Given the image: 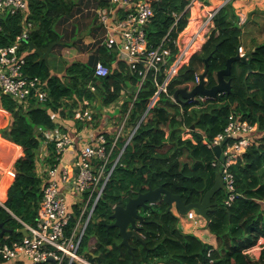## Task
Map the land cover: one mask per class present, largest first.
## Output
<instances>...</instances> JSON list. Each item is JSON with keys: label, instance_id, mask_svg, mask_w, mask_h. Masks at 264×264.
<instances>
[{"label": "trees", "instance_id": "obj_1", "mask_svg": "<svg viewBox=\"0 0 264 264\" xmlns=\"http://www.w3.org/2000/svg\"><path fill=\"white\" fill-rule=\"evenodd\" d=\"M27 1V18L22 14L0 17V45L11 44L22 32L23 21H31L28 38L22 40L20 46L25 56L23 72L41 79L47 98L41 102L30 97L20 103L0 93V122L6 119L4 113L8 117L7 125L1 129L2 136L23 148V154L15 162L13 182L7 190L5 206L9 211L0 206V222L4 221V225L12 229L8 240L23 238L21 222H36L43 189L37 163H56L54 142H47V154L40 155L45 142L41 131L53 129L60 122L81 123L74 118V110L82 106L84 99L100 109L119 102V114L113 117L114 128L126 118L111 155L112 160L118 159L85 227L79 253L94 264H130L132 256L127 247L119 249L117 246L120 242L118 229L107 227L112 221L113 206L125 205L130 197L159 185L187 202L200 199L220 173L222 161L213 148L202 142L203 135L212 141L224 130L232 114L239 120H247L256 129L251 145L230 167L235 198L226 204L223 186L211 199L206 226L216 236V246L183 231L179 217L168 211L164 201L140 210L145 219L139 225L141 239L132 237L130 245L135 264H264V241L258 258L244 252L260 237L264 239V42L254 47L248 59L250 72L245 63L232 65V72L226 77L231 80L229 93L187 104L171 99L176 89H191L195 85L196 74L203 70L204 58L210 53L213 52L205 77L207 87L215 84L216 71L238 52L240 17L232 1L216 11L214 28L206 41L195 46L188 60L169 79L167 91L160 92L149 109L157 84L164 80L166 69L180 50V34L190 29L191 22L199 14L197 2L188 6L191 0H149L153 16L145 26L147 49L162 43L161 50L169 49L170 52L162 53L165 63L157 71L153 68L148 71L138 88L145 66L138 63L133 70L105 46L96 48L97 54L91 61L75 60L65 66L62 74L51 73L44 54L53 46L61 45L62 36L55 24L71 14L77 0ZM97 59L109 67L106 76L94 75ZM194 122L192 138H183L184 128H190ZM63 123L61 128H65ZM67 130L72 134L69 128ZM107 137L111 143L113 136L107 134ZM214 161L216 165H212ZM74 223L72 219L66 234L71 232ZM3 237L0 239H5ZM39 264L56 263L48 259ZM60 264L79 263H69L63 258Z\"/></svg>", "mask_w": 264, "mask_h": 264}, {"label": "built area", "instance_id": "obj_2", "mask_svg": "<svg viewBox=\"0 0 264 264\" xmlns=\"http://www.w3.org/2000/svg\"><path fill=\"white\" fill-rule=\"evenodd\" d=\"M195 2L197 0H191L188 6ZM218 9L204 12L200 10L191 22L190 29L180 34L178 38L180 50L172 65L166 69L164 80L157 84V90L150 99L148 109L154 105L160 92L167 91L169 79L177 72L179 66L188 60L195 46L206 41L214 28L213 16ZM92 11L97 26L104 32L96 48L105 46L117 57L125 60L133 70L138 63L145 66L144 75L138 83L139 88L148 71L152 68L157 71L160 65L165 63L162 53L170 52L169 49L161 50L162 43L154 49H147L145 26L153 16L149 0H108L107 4L93 8ZM27 13V0H0V17L6 14H22L23 18H27ZM31 28V21L25 19L22 32L16 35L13 42L9 45H0V93L7 94L20 103L30 97H35L41 102L47 98L41 79L36 76L30 77L23 72L25 56L20 46L21 41L28 38ZM238 52L244 54L241 47L238 48ZM93 69L94 75L98 77L109 74V67L100 59L96 60ZM90 88L94 90L93 86ZM171 99L174 100L172 95ZM207 99L208 97L204 95H197L195 98L200 101ZM104 108L92 107L90 102L84 99L82 106L74 111L76 120H80L88 129L94 130L85 138L81 131L74 135L68 133L67 127L56 126L41 131L45 138L42 144L45 147L44 155L47 154V142H54L56 163L53 165L37 163L43 189L36 222L35 224L21 222L27 235L19 240L0 239V260H25L26 264H39L51 258L56 264H60L63 258H67L69 263L75 261L79 264H94L79 253V243L94 206L117 162L118 158L112 160L111 155L126 118L125 116L114 128L113 117L107 114L108 108ZM95 111L101 116L97 122L94 119L97 114ZM184 129L182 137L192 138L191 128ZM255 129L256 126L247 120H239L230 114L224 130L212 141H208L203 135L202 142L210 148L226 139L221 149L224 160L221 161L219 171L226 191V204H230L236 196L231 164L251 145ZM107 134L113 136L111 143H108ZM78 144L79 148L76 147ZM68 151H74L75 156L71 161L65 162L64 155ZM212 165H216V162H212ZM70 193L71 200L68 199ZM72 219H75L74 226L71 232L66 234V228ZM253 248L254 245L245 248L244 252L252 254Z\"/></svg>", "mask_w": 264, "mask_h": 264}, {"label": "crops", "instance_id": "obj_3", "mask_svg": "<svg viewBox=\"0 0 264 264\" xmlns=\"http://www.w3.org/2000/svg\"><path fill=\"white\" fill-rule=\"evenodd\" d=\"M228 1L198 0V13L200 10L204 12L205 10L218 9ZM231 1L236 13L240 17L238 21L241 26L240 47L246 53L253 50L256 45L264 42V0ZM105 3H108V0H77L71 14L63 16L55 24L56 31L62 36L61 45H55L50 50L44 51V57L51 73L62 74L65 66L70 62L75 60L89 62L96 56V44L103 37L104 32L97 26L98 24H96L92 9ZM4 115H6V119L0 122V206L6 208L7 190L13 182L16 173L15 162L23 154V148L2 136L1 129L8 123L7 114L4 113ZM62 123L60 122L59 126ZM63 124H65L64 127L69 128L72 135L81 131V135L84 138L94 131L74 121ZM79 144L76 146L77 148L80 147ZM41 148L40 155L43 156L45 147L41 146ZM73 154L74 151L66 152L64 155L65 162L71 161L74 157ZM71 196L72 194L70 193L68 195L69 200H71ZM172 212L179 217V224L182 226L183 231L193 233L202 241L216 246V236L207 228V220L205 218L196 215L193 211L181 215L175 207H172ZM12 216L14 215L12 214ZM0 223L2 224L1 227L5 229L3 238L8 240L12 229L7 224L5 226L4 221ZM263 241V237H260L257 243L254 244L252 254L250 255L258 258L260 250L263 247ZM0 264H26V261L0 260Z\"/></svg>", "mask_w": 264, "mask_h": 264}, {"label": "water", "instance_id": "obj_4", "mask_svg": "<svg viewBox=\"0 0 264 264\" xmlns=\"http://www.w3.org/2000/svg\"><path fill=\"white\" fill-rule=\"evenodd\" d=\"M253 50L240 54L237 52L234 56L229 57L225 66L216 71V82L210 87L206 86V74L208 71V60L213 54L210 53L204 58V68L198 74V82L191 88L182 87L178 88L173 93V99L176 102H182L187 104L195 100L197 95H204L208 98H216L221 93H229L231 91V80L226 78L232 72V65L235 62L245 63L247 66V72H250L248 59L251 57ZM196 125L194 122L191 125L193 129ZM184 128L183 126L181 127ZM226 139H223L220 144L215 145L213 150L215 154L224 160V156L221 155V149ZM223 188V181L220 173L215 177L213 185L195 202H187L179 194H174L168 189L159 185L156 188H151L145 192H140L134 197H130L125 205L113 206L112 213L110 214L111 222L107 224V227H116L118 229V235L120 236V242L117 244L120 249L122 246L127 247L131 253L132 261L130 264H135L136 258L130 245V239L132 237L140 238L138 234L139 225L145 222L144 216L140 213L141 209L152 208L154 204H158L164 201L168 204V211H172V207H175L179 214L184 215L190 211L202 216L208 220V212L211 210V199L214 194ZM2 224L0 223V227ZM5 229L1 227L0 236L3 235ZM21 232L24 236L27 232L24 227L21 228ZM141 239V238H140ZM51 259V258H50Z\"/></svg>", "mask_w": 264, "mask_h": 264}, {"label": "rangeland", "instance_id": "obj_5", "mask_svg": "<svg viewBox=\"0 0 264 264\" xmlns=\"http://www.w3.org/2000/svg\"><path fill=\"white\" fill-rule=\"evenodd\" d=\"M121 101V100H120ZM119 102L118 103H116V104H111V106L109 105V106H106L104 109H107L108 108V115L110 116V117H114L115 115H118L119 114V109H118V107H119ZM75 111V110H74ZM96 113L98 112V111H95ZM97 116L94 118V119H96L95 120V122H97V120H99L100 119V117L101 116H99L98 115V113L96 114ZM81 125H83L82 123H80ZM123 132V131H122ZM197 215V214H196ZM198 216H200V215H198ZM201 217V216H200ZM179 226H180V228L182 229V226L179 224Z\"/></svg>", "mask_w": 264, "mask_h": 264}]
</instances>
